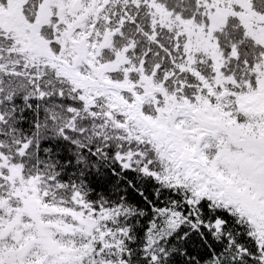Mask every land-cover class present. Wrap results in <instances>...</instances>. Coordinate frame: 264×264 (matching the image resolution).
Segmentation results:
<instances>
[{"label": "snow or ice", "instance_id": "1", "mask_svg": "<svg viewBox=\"0 0 264 264\" xmlns=\"http://www.w3.org/2000/svg\"><path fill=\"white\" fill-rule=\"evenodd\" d=\"M0 264H264V0H0Z\"/></svg>", "mask_w": 264, "mask_h": 264}]
</instances>
